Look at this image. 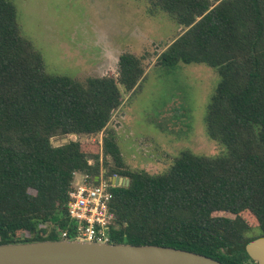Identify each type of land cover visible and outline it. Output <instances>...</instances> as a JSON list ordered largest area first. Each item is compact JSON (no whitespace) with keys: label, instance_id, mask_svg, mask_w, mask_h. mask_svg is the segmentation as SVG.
<instances>
[{"label":"trees","instance_id":"trees-1","mask_svg":"<svg viewBox=\"0 0 264 264\" xmlns=\"http://www.w3.org/2000/svg\"><path fill=\"white\" fill-rule=\"evenodd\" d=\"M149 0L182 26L156 65L202 63L219 81L204 115L216 156L182 150L157 174L128 168L107 124L145 75L143 57L118 56L117 76L83 80L45 71L12 0H0V244L64 239L73 172L129 180L112 188L111 243L180 248L224 264L264 236V0ZM103 132L101 143L51 138ZM226 213L227 215H218ZM55 225V228H54ZM21 234H25L21 238Z\"/></svg>","mask_w":264,"mask_h":264},{"label":"rangeland","instance_id":"rangeland-1","mask_svg":"<svg viewBox=\"0 0 264 264\" xmlns=\"http://www.w3.org/2000/svg\"><path fill=\"white\" fill-rule=\"evenodd\" d=\"M12 2L23 36L40 52L49 74L80 80L116 77L121 53L144 58V77L133 91L123 93L106 128L115 133L128 168L157 174L166 171L182 150L204 156L224 152L209 138L204 124L219 75L202 63H179L168 70L156 65V56L183 27L162 11L151 13L149 0ZM102 135L68 134L50 140L55 146L68 140L100 144Z\"/></svg>","mask_w":264,"mask_h":264},{"label":"water","instance_id":"water-1","mask_svg":"<svg viewBox=\"0 0 264 264\" xmlns=\"http://www.w3.org/2000/svg\"><path fill=\"white\" fill-rule=\"evenodd\" d=\"M112 183L126 186L127 178ZM256 264H264V236L244 246ZM0 264H224L200 253L165 246L97 243L77 239H44L0 244Z\"/></svg>","mask_w":264,"mask_h":264},{"label":"built area","instance_id":"built-area-1","mask_svg":"<svg viewBox=\"0 0 264 264\" xmlns=\"http://www.w3.org/2000/svg\"><path fill=\"white\" fill-rule=\"evenodd\" d=\"M105 171L95 177V182L83 172H73L67 194L66 213L70 226L56 231L64 239L107 243L114 225V213L110 207L113 198L112 177ZM120 177V176H119ZM55 228V225H54Z\"/></svg>","mask_w":264,"mask_h":264}]
</instances>
